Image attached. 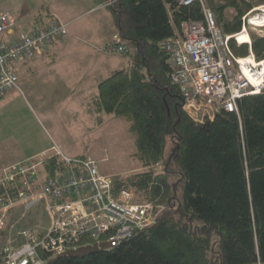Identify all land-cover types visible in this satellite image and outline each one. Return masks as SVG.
<instances>
[{"label":"trees","instance_id":"obj_1","mask_svg":"<svg viewBox=\"0 0 264 264\" xmlns=\"http://www.w3.org/2000/svg\"><path fill=\"white\" fill-rule=\"evenodd\" d=\"M204 1L228 34L241 30L243 14L254 6L251 0ZM106 7L131 64L98 82L86 110L98 121L108 113L123 117L134 134L146 170L116 179L115 189L134 188L166 208L154 224L111 248L63 254L47 264H264V93L239 99V112L194 119L159 43L183 22L203 19L201 3L112 0ZM229 9L236 11L231 18ZM231 44L239 55L249 53L248 44ZM253 50L264 57V36L253 37ZM32 213L26 223L42 217ZM8 232L9 223L0 244Z\"/></svg>","mask_w":264,"mask_h":264},{"label":"built area","instance_id":"obj_2","mask_svg":"<svg viewBox=\"0 0 264 264\" xmlns=\"http://www.w3.org/2000/svg\"><path fill=\"white\" fill-rule=\"evenodd\" d=\"M177 1H199L204 13L203 19L183 22L180 31L159 43L168 53L171 79L180 88L185 110L201 122L221 110L239 112V99L264 93V57H257L252 40L246 56L231 42L243 44L236 34L248 30L252 36L255 28L264 27V5L243 14L241 30L228 34L204 0ZM17 25L14 12H0V98L21 89L18 64L42 56L69 32V24L54 14L31 30L16 32ZM100 50L125 55L128 46L116 31ZM115 181L96 159L68 155L56 141L5 167L0 176V230L9 223V234L0 244V264H47L82 245H117L154 224L166 206L138 196L134 188L116 190ZM34 209L42 217L26 223L28 216H35Z\"/></svg>","mask_w":264,"mask_h":264},{"label":"rangeland","instance_id":"obj_3","mask_svg":"<svg viewBox=\"0 0 264 264\" xmlns=\"http://www.w3.org/2000/svg\"><path fill=\"white\" fill-rule=\"evenodd\" d=\"M251 1L254 4L252 8L264 5V0ZM103 2L104 0H0V11L10 9L17 16L27 17L40 11L46 14L45 8L50 7L61 18L73 19L69 29L74 25L78 29L90 27L92 30L98 25H107V20L111 18V12L106 6L100 10L94 9L93 12L88 11L91 6ZM235 14L234 9H229L227 16L231 18ZM29 19H22L26 28L29 27L28 23L31 24ZM261 36H264V27L255 28L252 38ZM73 41L75 42L68 43L63 48L55 61H40L33 70L26 69L28 63L43 57V54L17 65L22 92L16 90L9 99H4L9 93L0 99L1 104L8 103L5 107L0 106V176L5 167L40 153L38 150L45 146L51 147L54 141L68 155H86L96 159L100 170L113 175L117 180H127L135 173L146 170L137 156L135 137L128 121L112 113L106 114L104 121H98L96 115L86 110L87 102H80L84 98L79 97V101L74 97L83 95V92L70 94V90L79 83L78 80L87 75L76 87L77 91L85 88L87 100L97 92V79L107 77L114 71L102 70L100 62H110L111 65L116 63L118 68H124L131 64V55L107 53L100 50L98 45L100 53L96 50V45L91 46L77 39ZM88 51L89 56L85 61L82 54ZM96 52L102 58L94 57ZM60 58L62 62L59 61ZM61 65L65 74L60 72ZM140 195L142 198L146 197L143 193Z\"/></svg>","mask_w":264,"mask_h":264},{"label":"crops","instance_id":"obj_4","mask_svg":"<svg viewBox=\"0 0 264 264\" xmlns=\"http://www.w3.org/2000/svg\"><path fill=\"white\" fill-rule=\"evenodd\" d=\"M47 6V5H46ZM102 7H105L103 6V3H98L96 5H93L91 6L88 11H91L93 12L94 9L95 10H100L102 9ZM46 14H42L40 12H38L37 14H35L34 16H27V17H22V16H17V14H15L17 16V19H18V25L16 27V32H21V31H24V30H31L32 28H34V26L36 25H39V24H42L44 22H46L48 20V17L49 15L51 14H54V15H57L59 17L60 20L64 21V22H67L70 26L71 22L73 21V19H66L65 17L62 16V18L60 17V15L58 14V12L56 11H53L51 10L50 7H46ZM2 11H11L10 9H7V10H2ZM0 11V12H2ZM13 12V11H12ZM30 18V19H29ZM23 20H26V19H29V22L31 20V24H29V27L26 28V26L24 25V22L22 21ZM74 25H72V28L69 29V35L67 34V36H64L62 37L63 39H59L60 41L58 42H55L53 45H51L48 50L45 52V55L39 59H36L30 63L27 64L26 66V69H29V70H33L34 67L38 66L37 63L38 62H42L43 61H47V62H52V61H55L57 60V58L59 57V55L61 54V52L64 50L63 48H65V46L68 44V43H73L75 41H73L74 39H77L81 42H86L88 44H90L91 46H94L96 45V50L100 52V50L98 49L100 47V45H102L104 42H106L114 32L117 31V28L115 27L114 23H113V20H112V16L109 20H107V25L105 26H101V25H98L97 27H93V29L91 30V28H87V29H84V28H76V27H73ZM72 37V38H71ZM73 39V40H72ZM89 40H92V41H89ZM98 42V43H97ZM99 45V46H98ZM98 46V48H97ZM98 52L94 53V57L96 56H99L102 58L101 54L102 52H100L99 54H97ZM106 54V53H105ZM83 55V59H85L86 61V58L89 56V51L82 54ZM100 58V59H101ZM79 59V58H78ZM52 60V61H51ZM59 61L62 62V58L59 59ZM96 61H99L98 58H96ZM101 63V69H106V70H117L119 69L118 66L116 63L115 65H111L110 62H100ZM42 65V64H41ZM63 65H61V71H63V74H65V69H63L62 67ZM114 68H117V69H114ZM113 71V72H114ZM18 72V71H17ZM87 75H83L80 80H78L79 83L76 84V86L74 88H72L70 90V94L72 92V94H75V93H80V92H83V95L81 96H75L74 97L80 101V98L79 97H83L84 99L82 101H80L81 103H84L87 102L86 98L85 97V88H83V90H76V87L78 86V84L81 83V80L84 79ZM105 77H102L101 79H103ZM101 79H97V83L101 80ZM59 82V81H58ZM61 82V81H60ZM96 83V84H97ZM92 85H94L93 83H91ZM21 87V86H20ZM78 88V87H77ZM74 89V90H73ZM14 91L16 90H13L11 91L4 99H9L10 98V95H12L14 93ZM21 91V89L19 90ZM22 92V91H21ZM3 100V99H2ZM1 101V100H0ZM8 103H3L1 104L0 102V106L1 107H5V105H7ZM49 146H45L43 148H41L40 150H38V152H41L43 150H46L48 149ZM37 152V153H38Z\"/></svg>","mask_w":264,"mask_h":264},{"label":"water","instance_id":"obj_5","mask_svg":"<svg viewBox=\"0 0 264 264\" xmlns=\"http://www.w3.org/2000/svg\"><path fill=\"white\" fill-rule=\"evenodd\" d=\"M111 247H112V244L111 242H108V241H104L101 243H95V244L82 245L78 248L69 249L62 254H58L57 256L51 258L49 260V263L57 261L63 254H68L72 256H85L88 253L97 252L101 249H106V248H111Z\"/></svg>","mask_w":264,"mask_h":264},{"label":"bare ground","instance_id":"obj_6","mask_svg":"<svg viewBox=\"0 0 264 264\" xmlns=\"http://www.w3.org/2000/svg\"><path fill=\"white\" fill-rule=\"evenodd\" d=\"M264 16V15H263ZM237 38H239L240 42L242 43H249L250 40H252V37L248 30H244L243 32H240L235 35Z\"/></svg>","mask_w":264,"mask_h":264},{"label":"clouds","instance_id":"obj_7","mask_svg":"<svg viewBox=\"0 0 264 264\" xmlns=\"http://www.w3.org/2000/svg\"><path fill=\"white\" fill-rule=\"evenodd\" d=\"M261 93V92H260Z\"/></svg>","mask_w":264,"mask_h":264}]
</instances>
